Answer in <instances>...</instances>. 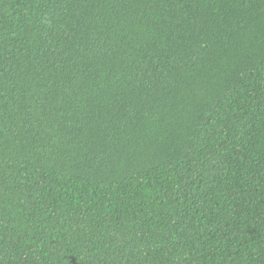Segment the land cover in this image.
Instances as JSON below:
<instances>
[{"label":"trees","instance_id":"1","mask_svg":"<svg viewBox=\"0 0 264 264\" xmlns=\"http://www.w3.org/2000/svg\"><path fill=\"white\" fill-rule=\"evenodd\" d=\"M0 264H264V0H0Z\"/></svg>","mask_w":264,"mask_h":264}]
</instances>
